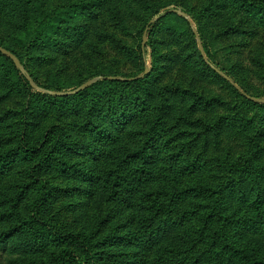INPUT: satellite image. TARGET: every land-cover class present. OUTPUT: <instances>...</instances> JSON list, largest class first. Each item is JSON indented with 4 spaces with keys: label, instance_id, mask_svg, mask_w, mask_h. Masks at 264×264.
Listing matches in <instances>:
<instances>
[{
    "label": "rangeland",
    "instance_id": "1",
    "mask_svg": "<svg viewBox=\"0 0 264 264\" xmlns=\"http://www.w3.org/2000/svg\"><path fill=\"white\" fill-rule=\"evenodd\" d=\"M0 46L49 91L120 79L53 98L0 54V264L82 257L51 236L18 247L14 229L41 198L40 218L81 235L94 264H264V103L252 100L264 102V11L239 0H0ZM52 126L64 140L35 182Z\"/></svg>",
    "mask_w": 264,
    "mask_h": 264
},
{
    "label": "trees",
    "instance_id": "2",
    "mask_svg": "<svg viewBox=\"0 0 264 264\" xmlns=\"http://www.w3.org/2000/svg\"><path fill=\"white\" fill-rule=\"evenodd\" d=\"M239 2L243 6L253 8L256 10H260V11H264V0H239ZM38 40L37 41L35 40L33 42L34 45L38 44ZM11 64L14 67L12 62ZM15 71L19 75L20 80L23 82L24 86L27 87L28 89H31V87L29 86L25 78L22 75H20V73L16 69ZM39 87L45 90H48L42 86H39ZM67 97H70V96L53 97V98H67ZM49 136L53 137V144L50 147L48 156L42 158L37 164L32 166L31 172H30V178L32 181L38 182L37 172L46 164V162L49 160V157L52 155L54 150H56L59 146H61V143H63L64 134H63L62 127H59V126L50 127L45 134V138ZM19 147L25 154L34 153V151L29 149L26 143L23 141H20ZM10 157H12L11 154L6 155L2 158L5 166H6V162H8ZM43 201H44V198H41L38 201L28 221H26L19 228L14 229L13 236L17 238L18 247L22 248L24 251L25 250L31 251V250L38 248V246H40L41 242H43L47 236H51L54 240H57L60 244L74 243L78 245L79 248L81 249L82 257L73 250L67 249V250L62 251L60 255V259H59V264H94L96 254L93 252V246H91L89 242L86 241L81 235L74 234V233L59 234L55 232L54 229L48 223H46L43 219L40 218L39 210L41 209V205ZM16 203H17L16 201L13 202V206H12L13 210L15 209ZM215 218L217 221H223V222L226 221V218H224L223 216H215ZM21 238H23L22 241H20ZM3 244H6V243H3Z\"/></svg>",
    "mask_w": 264,
    "mask_h": 264
},
{
    "label": "water",
    "instance_id": "3",
    "mask_svg": "<svg viewBox=\"0 0 264 264\" xmlns=\"http://www.w3.org/2000/svg\"><path fill=\"white\" fill-rule=\"evenodd\" d=\"M168 13H177L175 11H170ZM178 15H180L182 18H184L185 20H187V16L183 13H177ZM147 29L146 28L143 32V38H142V51L144 49V45L146 43V36H147ZM0 54L7 57L14 65L15 69L20 73V75H22L25 80L28 82L29 86L31 87V89L41 92L42 94H46L52 97H66V96H72L74 94H77L80 91H83L87 88H89L90 86H92L93 84L97 83L98 81H111V80H115V81H120L119 78H114V77H105V78H95L93 80H90L86 83H84L83 85L79 86L77 89L71 91V92H57V91H49V90H45L43 88H40L38 86H36L34 84V82L32 81V79L30 78V76L27 74L25 68L22 66V64L19 62V60L16 58V56L14 54H12L11 52L5 50L4 48L0 47ZM138 79V78H136ZM135 80V79H134ZM130 81V80H129ZM228 82L229 79H227ZM253 101L259 102V103H264L263 101H259V100H254Z\"/></svg>",
    "mask_w": 264,
    "mask_h": 264
}]
</instances>
